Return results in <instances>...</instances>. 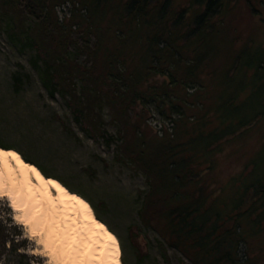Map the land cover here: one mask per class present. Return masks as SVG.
Listing matches in <instances>:
<instances>
[{"label":"trees","instance_id":"1","mask_svg":"<svg viewBox=\"0 0 264 264\" xmlns=\"http://www.w3.org/2000/svg\"><path fill=\"white\" fill-rule=\"evenodd\" d=\"M62 1L31 0L37 19L25 23L19 0H0V15L10 32L21 45L33 47L30 62L41 83L48 92L62 94L88 133L106 142L119 138L117 148L147 176L139 215L180 248L190 264H252L250 242L264 240V171L251 179V168L232 174L220 187L210 178L222 138L264 114L242 102L248 92L240 88L244 75L261 72L263 50L230 45L223 22H212L223 0H194L198 10L187 20L184 6L175 7L172 0H79L89 11L87 22L59 17L55 5ZM75 28L95 37L91 45L84 43L89 64L65 51ZM221 50L224 59L221 55L223 61L217 62ZM12 76L19 79L16 71ZM102 101L119 119L115 134L102 125ZM149 103L166 106L170 127L146 121ZM6 239H1L2 250L10 249L12 255L5 260L0 253V264H10L11 256L16 258L11 264L27 261L17 238L10 244Z\"/></svg>","mask_w":264,"mask_h":264},{"label":"rangeland","instance_id":"2","mask_svg":"<svg viewBox=\"0 0 264 264\" xmlns=\"http://www.w3.org/2000/svg\"><path fill=\"white\" fill-rule=\"evenodd\" d=\"M29 2L31 0L18 2L25 23L37 19ZM172 2L175 7L184 6L186 20L190 19L193 10H198L194 0ZM84 4L79 0H63L55 5V10L59 17H65V22H87L89 11ZM219 8L212 15V22H223L234 50L248 46L250 49L260 47L264 52V0H223ZM2 18L0 15V144L21 150L28 158L40 163L47 172L45 174L58 175L69 188L87 195L96 212L116 233L122 264H190L180 248L167 242L139 215L138 207L148 185L147 176L117 148L119 138L114 136L106 142L103 136L92 135L81 127L62 94L58 90L48 92L41 83L30 62L33 47L21 45L15 33L10 32L13 29L7 27ZM81 29L75 28L69 33L71 39L65 51L89 64L91 59L83 49L84 43L91 45L95 37L92 33L84 34ZM224 53L221 50L216 54L217 62L223 61ZM244 57L251 58L250 55ZM14 71L19 75L17 81L12 76ZM76 81L78 86L80 80L76 78ZM242 82L240 88L248 92L242 102L256 105L264 113V67L261 72L244 75ZM147 106L146 121L153 127L161 122L167 126L171 124L163 113L165 105L163 108L153 103ZM100 114L102 125L115 134L119 119L105 101L101 103ZM132 114L130 112V117ZM258 116L242 129L222 138L214 156L216 163L213 178H210L213 185H224L230 175L245 173L250 168L248 179L264 171V114ZM30 159L28 161L34 162ZM258 200L259 196L255 197V201ZM22 216V209L12 208L8 197L0 191V218L6 223L0 225V242L7 238L6 242L10 244L12 238H17L19 247L28 253V260L23 258L21 261L23 264H58L55 253L43 244V231L21 222ZM252 240L254 243L250 242L247 254L254 258L252 264H264V240H256V237ZM2 249L0 244L1 259L4 255L6 260L12 252ZM12 260L16 258L11 256L10 264Z\"/></svg>","mask_w":264,"mask_h":264},{"label":"bare ground","instance_id":"3","mask_svg":"<svg viewBox=\"0 0 264 264\" xmlns=\"http://www.w3.org/2000/svg\"><path fill=\"white\" fill-rule=\"evenodd\" d=\"M0 191L12 208L22 209L21 222L43 231V244L58 264H122L116 233L87 197L2 144Z\"/></svg>","mask_w":264,"mask_h":264}]
</instances>
